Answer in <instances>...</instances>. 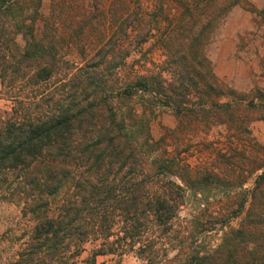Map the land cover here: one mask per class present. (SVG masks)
<instances>
[{
  "label": "trees",
  "instance_id": "16d2710c",
  "mask_svg": "<svg viewBox=\"0 0 264 264\" xmlns=\"http://www.w3.org/2000/svg\"><path fill=\"white\" fill-rule=\"evenodd\" d=\"M238 2L155 0L153 10H175L158 39L165 57L123 78L134 42L150 37L142 21L130 23L139 4L132 10L129 0L102 8L93 0H51L44 10L42 0H0V83L14 100L12 115L0 121V195L7 174L15 172L8 197L23 200L22 214L33 220L5 264H107L98 260L103 255L122 264L129 254L135 264H176L179 253L168 255L164 236L184 186L241 187L259 169L222 219L244 212L239 226L215 247L186 251L179 260L264 264V144L240 136L252 139V117L242 97L227 94L206 53L211 33ZM116 16L122 23L113 29ZM138 91L150 96V106L174 111V133L190 132L191 124L224 128L228 134L215 158L190 166L138 149L117 107ZM257 91L261 101L250 104L261 108L264 121V90ZM236 152L244 163L233 159Z\"/></svg>",
  "mask_w": 264,
  "mask_h": 264
},
{
  "label": "rangeland",
  "instance_id": "374dc122",
  "mask_svg": "<svg viewBox=\"0 0 264 264\" xmlns=\"http://www.w3.org/2000/svg\"><path fill=\"white\" fill-rule=\"evenodd\" d=\"M154 1L129 0L132 10L139 4V14L132 16L130 23L142 21L141 26L149 31L150 37L141 43L134 42L133 53L121 69L123 78L135 71L143 73L154 64L162 63L165 57L162 48L158 46V39L169 27V21L174 20L175 10H153ZM50 2L51 0H42L44 10L48 9ZM93 2L99 3L102 8L104 4L108 5L110 0ZM116 17L112 20L113 29H116L117 22L122 23L121 18ZM111 33L112 29L107 37ZM17 38L21 41L20 36ZM206 53L216 76L226 86L227 94L242 97L243 108L252 117L248 125L252 139L247 138L245 133L240 136L242 135L246 142L264 144V121L260 118L263 111L250 104L251 98L260 102L257 89L264 90V0H239L232 5L224 20L211 33ZM69 59L79 60L74 54H70ZM228 97L223 96L222 100ZM148 101H152L150 96L138 91L131 97L122 98L117 102L120 113L131 128V138L137 143L138 149L150 153V158L159 153L166 159L177 156L176 161L186 162L190 166L209 163L215 158L217 148L223 145L228 134L224 128L212 126L207 130L205 126L189 123L190 132L183 129L174 133L170 131L178 121L174 111L167 106H150ZM262 101L264 103V100ZM13 107L14 100L2 89L0 83V121L12 115ZM162 135H165V138L159 144L153 143ZM244 157L241 152H236L233 159L244 163ZM260 171L259 169L247 176L241 187H235L230 182L226 187L215 185L204 189L184 186L183 201L173 221V227L164 236L165 240L169 241L166 246L168 255L174 257L179 253L174 259L176 264H180V254L213 248L225 233L239 226L244 212L230 218L226 223L222 222V219L231 209L230 203L239 200L241 193L253 185L255 174ZM168 177L180 182L174 175L168 174ZM16 179L15 172L8 173L6 181L2 183L4 190L0 195V264H5L12 257L19 246L23 229L33 221L30 216L22 214L23 200L18 199L17 195L14 198L8 197V193L15 187ZM56 201L53 200L52 204ZM91 246V243H87L86 249L89 250ZM86 253L87 251L83 255ZM98 260L115 264L114 256L110 255L98 256ZM135 263V258L130 254L122 259V264Z\"/></svg>",
  "mask_w": 264,
  "mask_h": 264
}]
</instances>
